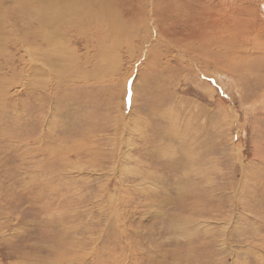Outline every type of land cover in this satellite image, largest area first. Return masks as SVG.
<instances>
[{
  "label": "rangeland",
  "instance_id": "1",
  "mask_svg": "<svg viewBox=\"0 0 264 264\" xmlns=\"http://www.w3.org/2000/svg\"><path fill=\"white\" fill-rule=\"evenodd\" d=\"M202 1L0 0V264H264V0Z\"/></svg>",
  "mask_w": 264,
  "mask_h": 264
},
{
  "label": "bare ground",
  "instance_id": "2",
  "mask_svg": "<svg viewBox=\"0 0 264 264\" xmlns=\"http://www.w3.org/2000/svg\"><path fill=\"white\" fill-rule=\"evenodd\" d=\"M26 2H28V0H25ZM198 1V0H197ZM223 1V0H222ZM204 2H206L205 4H207V3H209V2H212V0H204V1H202V2H200L201 4H203L204 5ZM225 2L226 1H223V3L225 4ZM30 3V2H29ZM114 5L115 6H122V4H121V2H118V3H113L111 6H112V8H114ZM161 4H151V11L152 12H154L155 10L158 12V17H157V24L158 25H160L161 23L163 24V20H164V10L161 8V6H160ZM217 5V4H216ZM223 5V4H222ZM28 7L30 8V9H32V7H33V4L31 5V3L28 5ZM157 7H158V9H157ZM116 8V7H115ZM217 8H218V6H217ZM221 8H223V7H221ZM241 8V7H240ZM214 10V9H213ZM33 11H35V10H33ZM32 11V12H33ZM29 12H31V11H29ZM213 16H215V15H213ZM224 18V17H223ZM207 21H209V18H208V16H206L205 14H203L200 18H198L197 19V23L196 24H201V25H205V23L207 22ZM222 22V21H221ZM11 23V22H10ZM13 24H15V23H13ZM14 26H16V24L14 25ZM31 28V27H30ZM16 31H19L20 32V36L22 37V38H24L25 36H28V39L30 38V36L31 35H34V30H16ZM46 31V30H45ZM49 30H47V32H48ZM99 31V30H98ZM181 31V33H180V35H179V37L181 36L182 38H183V40H193V38H194V41L193 42H195V39H202V41L204 40L202 37H204L205 38V40L204 41H206L207 39L208 40H211V39H214L215 40V36L217 35L218 37L217 38H222V37H224L225 36V28L223 29V30H191V33H185V31L186 30H180ZM2 32V30H0V33ZM95 32V31H94ZM102 32H103V30H102ZM107 33H106V35H108L110 32H114L113 30H107L106 31ZM115 32H116V30H115ZM158 32L159 33H161V34H165V35H178V34H176V32L177 31H171V30H158ZM190 32V31H189ZM220 32V33H219ZM6 34V33H5ZM4 34V36H6ZM223 34H224V36H223ZM19 36V37H20ZM34 37V36H33ZM32 37V38H33ZM106 37V36H105ZM108 37V36H107ZM181 37H180V39H181ZM197 37V38H196ZM16 38V37H15ZM6 39V38H5ZM14 39V38H13ZM18 39V38H17ZM19 39H21V38H19ZM34 39V38H33ZM224 38H222L221 40H218L219 42H221V43H223L222 42V40H223ZM30 40V39H29ZM29 40L28 41H25V40H16L15 41V39H14V41L13 42H11V46H13V47H16L17 48V50L19 51V50H23V49H26L27 51H28V53L30 52V50H31V48L36 44V43H32L33 42V40H32V42H29ZM213 40V41H214ZM1 41V40H0ZM204 41H203V43H204ZM2 42V41H1ZM7 42V41H6ZM17 42V43H16ZM2 43H4V41L2 42ZM10 43V42H9ZM16 43V44H15ZM210 43H211V41H210ZM213 43V42H212ZM4 44H6V43H4ZM3 44V46H5ZM14 44V45H13ZM208 45H209V43H207ZM217 45L219 44V43H216ZM225 44V43H224ZM206 45V44H205ZM210 45H213V44H210ZM223 45V44H222ZM3 46H1L0 45V47H2L3 48ZM7 46V45H6ZM201 46H203V45H201L200 44V47ZM207 46V45H206ZM220 46V45H219ZM10 47V46H9ZM224 47V46H223ZM12 48V47H11ZM13 49V48H12ZM39 50V49H38ZM31 52H33V51H31ZM40 53V52H39ZM48 53V52H47ZM16 54H17V52H16ZM60 54V53H59ZM29 55V60L28 59H26V61H28V67H29V70H31L30 72L32 73H35V70H32L33 68H35L33 65H34V57H33V55H32V53L30 54H28ZM47 54H45L44 56L42 55V53H41V59H43L44 60V63L45 64H47V62H46V57L48 58V56H46ZM53 55V54H52ZM50 58H51V56H50ZM54 58V57H53ZM58 58H61V57H59L58 56ZM40 59V60H41ZM63 59V58H62ZM23 62V61H22ZM25 62V61H24ZM8 64H12L13 62L12 61H8L7 62ZM8 64H6V66L8 65ZM50 64V63H49ZM48 64V65H49ZM53 64H55V63H53ZM3 65V64H2ZM2 65H0L1 67H2ZM12 65H14V64H12ZM24 65H26V64H24ZM57 65H59V64H57ZM50 66V65H49ZM55 66V65H54ZM4 67V66H3ZM26 67V66H25ZM52 68V67H51ZM28 70V71H29ZM29 72V73H30ZM18 76V75H17ZM20 77L21 76H18L16 79H20ZM21 80V79H20ZM1 83V82H0Z\"/></svg>",
  "mask_w": 264,
  "mask_h": 264
}]
</instances>
